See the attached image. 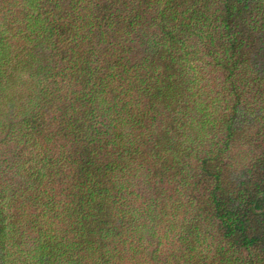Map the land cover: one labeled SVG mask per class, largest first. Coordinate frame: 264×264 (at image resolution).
Masks as SVG:
<instances>
[{"label":"trees","instance_id":"obj_1","mask_svg":"<svg viewBox=\"0 0 264 264\" xmlns=\"http://www.w3.org/2000/svg\"><path fill=\"white\" fill-rule=\"evenodd\" d=\"M0 264H264V0H0Z\"/></svg>","mask_w":264,"mask_h":264}]
</instances>
